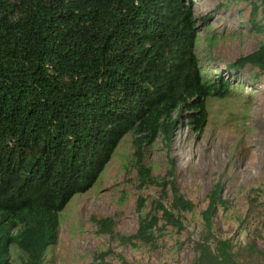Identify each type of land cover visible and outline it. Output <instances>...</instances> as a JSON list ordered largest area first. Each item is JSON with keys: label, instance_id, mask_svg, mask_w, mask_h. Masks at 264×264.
Here are the masks:
<instances>
[{"label": "trees", "instance_id": "trees-1", "mask_svg": "<svg viewBox=\"0 0 264 264\" xmlns=\"http://www.w3.org/2000/svg\"><path fill=\"white\" fill-rule=\"evenodd\" d=\"M197 40L192 0H0V264L13 246L22 264L44 263L60 213L94 187L128 134L146 184L144 147L160 134L170 142L179 113L205 129L206 100L229 90L222 78L219 87L204 81ZM246 65L264 71V46L229 69ZM173 190L174 208L190 210ZM220 190L204 213L208 228ZM205 241L195 264H244L243 252L252 264L264 259L250 244L236 251L219 240L211 250Z\"/></svg>", "mask_w": 264, "mask_h": 264}, {"label": "rangeland", "instance_id": "rangeland-1", "mask_svg": "<svg viewBox=\"0 0 264 264\" xmlns=\"http://www.w3.org/2000/svg\"><path fill=\"white\" fill-rule=\"evenodd\" d=\"M192 2L204 81L219 87L224 79L229 94L206 100L208 119L201 133L191 126L186 109L170 142L160 134L144 147L146 184L139 175L137 136L128 134L94 187L60 213L57 242L43 264H195L206 239L211 250L217 241L231 240L236 251L250 244L264 252V71L251 65L229 69L264 46V0ZM217 187L208 228L204 213ZM173 188L192 203L190 210L174 208ZM160 204L181 218V229L168 222ZM153 218L157 224L140 232ZM22 257L11 247L10 264H22ZM239 258L244 264L255 260L247 252Z\"/></svg>", "mask_w": 264, "mask_h": 264}]
</instances>
